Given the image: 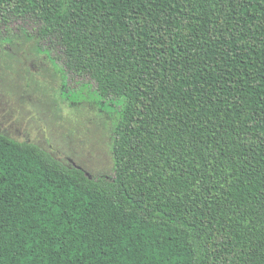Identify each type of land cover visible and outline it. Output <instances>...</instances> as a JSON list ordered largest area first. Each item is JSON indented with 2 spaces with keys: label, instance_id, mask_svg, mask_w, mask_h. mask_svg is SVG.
Instances as JSON below:
<instances>
[{
  "label": "trees",
  "instance_id": "obj_1",
  "mask_svg": "<svg viewBox=\"0 0 264 264\" xmlns=\"http://www.w3.org/2000/svg\"><path fill=\"white\" fill-rule=\"evenodd\" d=\"M120 100L114 177L0 134V264H264V0H0Z\"/></svg>",
  "mask_w": 264,
  "mask_h": 264
},
{
  "label": "rangeland",
  "instance_id": "obj_2",
  "mask_svg": "<svg viewBox=\"0 0 264 264\" xmlns=\"http://www.w3.org/2000/svg\"><path fill=\"white\" fill-rule=\"evenodd\" d=\"M41 27L31 18L0 25V134L112 180L120 100L101 102L89 78L69 73L62 48L40 38Z\"/></svg>",
  "mask_w": 264,
  "mask_h": 264
}]
</instances>
